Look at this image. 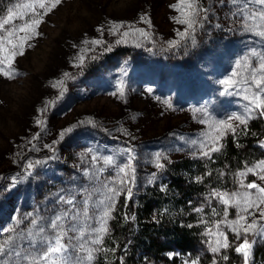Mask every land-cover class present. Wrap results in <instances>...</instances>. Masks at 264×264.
I'll return each mask as SVG.
<instances>
[{"label": "rangeland", "instance_id": "obj_1", "mask_svg": "<svg viewBox=\"0 0 264 264\" xmlns=\"http://www.w3.org/2000/svg\"><path fill=\"white\" fill-rule=\"evenodd\" d=\"M28 2L14 0L3 5L0 17L7 9ZM201 3L208 9L206 19L182 39L179 33L186 26L176 22L181 12L174 7L179 0H61L42 17L36 29L39 35L27 42L23 55L12 58L7 51H0V70L14 72L13 78H8L0 71V243L14 238L16 248L21 249L26 240L20 237L34 230L33 219L46 226L73 207L63 202L69 198L79 209L101 182H118L123 176L119 168L129 163L134 183L124 186L116 197L115 209L126 198L127 187L133 197L144 187L164 186L167 166L184 160L205 163L221 150L230 130L219 138L220 150L211 152V158L201 155L200 145L211 144L210 134L219 135L210 124L246 114L248 101L244 96H251V92L242 88L251 69L245 64L256 67L261 62L264 39L242 26L241 2ZM142 17L150 25L142 22ZM137 30L147 32L148 37ZM123 32L129 35L123 37ZM171 42L177 46L171 47ZM253 51L258 55L253 56ZM6 56L11 69L6 67ZM225 80L241 83L229 86L222 83ZM261 118L258 112L253 113L246 126ZM230 122L236 131L245 127L236 120ZM109 156L112 165L104 164ZM29 162L34 165L31 170L26 167ZM157 163L164 167L158 168ZM256 164L224 178L225 183L215 184L218 188L195 202L196 223L204 230L203 245L214 258L212 264H219L221 256L244 239L243 234L237 237L226 226V206L212 193L243 192L241 181L264 186L257 174L239 175ZM237 213V207H228L227 221L235 220ZM90 214L93 219L87 224L84 218L76 222L89 235L71 243L98 249L100 244L87 243L91 228L98 227V213ZM253 218L259 220V212ZM259 225H264V220H259ZM217 231L227 236L231 246L213 253L215 241L223 240ZM105 234H101L102 240ZM247 238L257 241L247 262L254 264V248L264 239L251 234ZM193 262L198 264L188 256L179 258L177 264ZM4 264H9L7 257Z\"/></svg>", "mask_w": 264, "mask_h": 264}, {"label": "snow or ice", "instance_id": "obj_2", "mask_svg": "<svg viewBox=\"0 0 264 264\" xmlns=\"http://www.w3.org/2000/svg\"><path fill=\"white\" fill-rule=\"evenodd\" d=\"M233 2L242 3V26L251 34L264 39V0H233ZM59 3H61V0H54V2L30 0L28 3L17 4L13 8L7 9V14L0 17V31L3 32V35H0V51H7L8 55L12 58L16 55H23L27 42L36 35H39L36 29L42 22V17ZM252 4H255L256 7L250 8ZM174 7L181 12V17L177 18L176 22L186 26V30L179 33L182 39L194 32L202 20L206 19V13L208 12V9L202 5L201 0H179V5ZM245 12L246 14H243ZM17 19L21 20L22 23L16 25L14 21ZM141 21L150 25V21L146 17H142ZM8 25H11V27H6ZM113 27L118 30L119 26L114 25ZM137 31L146 38L149 35L142 30ZM20 33L24 35H19ZM128 35V32L121 33L123 37ZM93 43L99 42L93 41ZM27 46L31 47L30 44ZM170 46L176 47L177 45L175 42H171ZM252 55H258V53L253 51ZM5 61L7 62L6 67L11 69V60L6 56ZM245 67L251 69L249 77L243 81L245 86L242 88V91L246 93L251 92V96H244V99L248 101L247 112L243 116L230 117L229 121L210 124L209 127L213 128L219 135L211 136L210 134L211 144L206 145L202 143L200 145L202 149L201 155L203 156L211 158V152L220 150L218 140L224 135L225 130H230L233 135L236 134V127L232 125L231 120H236L239 124L246 126L247 121L253 118V113L258 112L260 116L264 117V57L261 58V62L256 67L248 63L245 64ZM3 74L8 78H13L14 76V72L11 70L3 71ZM222 83L235 86L241 82L225 80ZM252 88L256 91H251ZM120 95H124L122 89ZM63 135L64 133L62 132L61 136ZM261 146L264 147V143ZM205 148H207L206 151L203 150ZM35 163L39 164L41 161H36ZM113 163V158L110 156L104 159V164L106 165H112ZM26 167L28 170H31L34 165L32 162H29ZM157 167L163 168L164 165L157 163ZM129 169H131L130 163L119 168V173L123 174V176L118 182L115 180L110 183L101 182L100 188L88 193L87 197L83 200V205L79 209H76L74 199L63 200L61 198L64 203L73 207L65 209L60 215H56L46 226H42L39 220L33 219L31 224L34 230L29 231L26 237H20L21 240H26V245H21V249L16 248L14 238L6 239L3 243H0V264H4V258L6 257L9 260V264H16L17 261H19V264H86V262L90 264L93 260V253L97 249L85 247L84 243L78 245L71 243L76 239L84 240L85 236L89 235L85 227L78 226L76 222L80 218H84L85 224H87L88 220L93 219L90 213H98L95 219L98 227L91 228V239L87 243L89 245L101 244V234L108 231L107 222L112 218V212L115 210L116 197L124 191V186L134 183V179L129 177ZM248 173L257 174L261 180H264V161H259L256 165L246 168L239 175L244 177ZM16 183V178H13L12 185L15 186ZM240 186L245 189L243 192L221 193L214 191L212 196L213 198H218L226 206V226L237 237L243 234L244 239L236 246L235 251L244 256L245 264H247L251 247L257 242L256 240L250 242L247 237L251 234L264 239V225H259V220H264V207H261V205H264V186L257 185L255 182L244 184L243 181H241ZM252 189H255V192L251 191ZM94 196L102 198L97 200L93 198ZM131 198L132 189L127 187L126 199L130 200ZM232 206L238 208L237 218L233 221H227V208ZM196 211H202V209H196ZM70 212L72 213L71 215ZM256 212H259V220L253 218ZM219 224L220 222H217L215 225L217 230L219 229ZM70 232L73 235L70 236ZM208 233L212 234V229H208ZM216 235L223 237V240L217 239L215 241L216 246L211 249L213 253H219L221 248L227 249L231 246L224 233L217 231ZM26 249H31V251H27ZM223 258L226 260L227 256Z\"/></svg>", "mask_w": 264, "mask_h": 264}, {"label": "trees", "instance_id": "obj_3", "mask_svg": "<svg viewBox=\"0 0 264 264\" xmlns=\"http://www.w3.org/2000/svg\"><path fill=\"white\" fill-rule=\"evenodd\" d=\"M13 1L0 0V14L3 5ZM263 139L264 117L228 134L209 161L167 166L164 186H147L131 200L122 198L92 264H177L188 256L198 264H212L214 258L203 245L204 230L196 223L195 202L218 188L215 184L225 183L224 178L263 160ZM235 248L226 251L219 264H243ZM174 253L176 257L171 256ZM253 259L254 264H264V241L255 246Z\"/></svg>", "mask_w": 264, "mask_h": 264}]
</instances>
